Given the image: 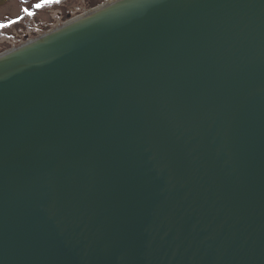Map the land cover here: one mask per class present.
Instances as JSON below:
<instances>
[{"label":"water","instance_id":"water-1","mask_svg":"<svg viewBox=\"0 0 264 264\" xmlns=\"http://www.w3.org/2000/svg\"><path fill=\"white\" fill-rule=\"evenodd\" d=\"M0 264H264V0H108L0 52Z\"/></svg>","mask_w":264,"mask_h":264},{"label":"rangeland","instance_id":"rangeland-1","mask_svg":"<svg viewBox=\"0 0 264 264\" xmlns=\"http://www.w3.org/2000/svg\"><path fill=\"white\" fill-rule=\"evenodd\" d=\"M105 1L107 0H93L91 4L86 5L82 0H53L51 3H43L42 0H5V2L0 3V24L4 25L0 26V52L62 23L65 19H61L65 18V16L58 18L57 14L59 11L63 15L69 12L70 16H74L97 3ZM35 4H42V6L37 8ZM25 9L27 11L34 9L35 14L28 20L19 19L17 23H14L18 19H15L18 15L27 16L23 13ZM11 18L15 20H10ZM40 26L46 27L35 31L32 30L40 28Z\"/></svg>","mask_w":264,"mask_h":264},{"label":"trees","instance_id":"trees-1","mask_svg":"<svg viewBox=\"0 0 264 264\" xmlns=\"http://www.w3.org/2000/svg\"><path fill=\"white\" fill-rule=\"evenodd\" d=\"M24 14H26L27 16L26 17H20V19H27L28 20V18H32V16H33V14H34V12H33V10H30V11H24L23 12ZM29 13H31V15H29ZM66 18V17H65ZM65 18H63V19H61V20H64ZM16 19V18H15ZM14 18H11L10 20H15ZM16 22H14V23H17V21H19V18L18 19H16L15 20ZM46 26H40V28H37V29H32V30H39V29H42V28H45ZM31 30V31H32Z\"/></svg>","mask_w":264,"mask_h":264},{"label":"flooded vegetation","instance_id":"flooded-vegetation-1","mask_svg":"<svg viewBox=\"0 0 264 264\" xmlns=\"http://www.w3.org/2000/svg\"><path fill=\"white\" fill-rule=\"evenodd\" d=\"M82 1L85 2L86 5H87V4H91V3L93 2V0H82ZM54 3H56V2H54ZM68 15H70L69 12H66V13L63 15L62 12L59 11L58 14H57V17H58V18H62L63 16L67 17ZM31 16H32V15H31Z\"/></svg>","mask_w":264,"mask_h":264},{"label":"snow or ice","instance_id":"snow-or-ice-1","mask_svg":"<svg viewBox=\"0 0 264 264\" xmlns=\"http://www.w3.org/2000/svg\"><path fill=\"white\" fill-rule=\"evenodd\" d=\"M42 2L43 3H51V2H53V0H42ZM41 6H42V4L35 5V7H37V8H39ZM25 11H27V9H25ZM29 15H31V13H29ZM0 26H4V25L0 24Z\"/></svg>","mask_w":264,"mask_h":264}]
</instances>
